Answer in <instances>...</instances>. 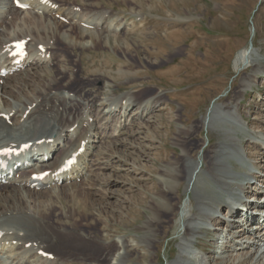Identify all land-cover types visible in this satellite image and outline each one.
Masks as SVG:
<instances>
[{"label": "bare ground", "instance_id": "1", "mask_svg": "<svg viewBox=\"0 0 264 264\" xmlns=\"http://www.w3.org/2000/svg\"><path fill=\"white\" fill-rule=\"evenodd\" d=\"M13 1L0 0V69L4 64L9 68L10 61L6 56L12 51L14 42L26 41L25 51L28 57L25 69L10 76L0 77V148L28 144L29 155L33 159L42 158L44 152L48 150L52 152V157L46 164L35 163L32 170L18 172L16 179L0 185V233L2 234L0 264H77L74 262L78 259L76 250L71 249L69 252L58 250L64 236L60 235L58 226L63 225V220H72L69 224L70 229H63L71 235L70 238L78 239L80 236L76 228L78 220H74L72 215L79 212V209L84 212L88 207L87 204L91 205L92 201L98 205L99 214L104 209H108L109 203L104 200L102 193V195L93 194V199H90L86 195L83 196L84 193L80 192L79 187L81 185L87 188L111 187L119 184L114 178L101 177V180H94L93 177L97 170L110 171L111 174L130 170L125 164L126 159L119 157L118 148H122V153L130 156L134 155L136 150H140L139 143L136 145L134 138L132 141H129L130 137L122 140L119 138L122 137V132L130 130L135 124L148 125L161 105V97L158 93H153L146 99L138 100L134 93L116 95L115 92H111L106 97L99 96L98 89L88 83L87 86H90L91 90L81 89V92H77L74 91L73 82L61 86L55 77L41 81L42 84L37 86L42 73L53 72L54 66L58 64L61 70L62 64L65 67L71 65L67 57V49L94 53L101 48L109 47L111 41L117 43L122 35L137 30L128 28L120 15L99 10L87 0H81L82 4L77 3L78 5L68 0H47L45 4H43L44 0H19L20 3L29 5L27 10L16 9ZM249 51L250 49L240 50L235 55L234 68H240V65L249 58L252 53ZM82 57L81 54L80 58ZM76 74L74 72L72 75L77 77ZM259 74L264 75V69L255 64L250 76L240 83L241 92L234 98L235 106L240 104L241 95L252 88V79ZM237 117L244 120L239 112ZM258 130L262 131L264 128L258 127L256 131ZM188 131L194 132V129L190 127ZM256 131L254 130L252 134ZM178 132L182 136L185 128L179 127ZM97 133H99L98 138ZM106 144L110 145V148L103 147ZM174 144H182L179 137L175 139ZM241 146H246L247 151L248 148L253 150L246 154V158L253 164L251 168L240 166L238 172L230 160L241 157L238 150ZM241 146L227 134L222 142L212 146L211 153L208 152L202 161L196 160L190 165L184 163L181 170L178 167L173 168L175 175L182 176L186 182L184 194H192L196 202L195 213L184 223L185 233L182 239L192 243L200 234L212 235L213 243L218 239L220 246L223 247L220 252L216 250L206 253L202 261L199 260L201 264L202 262L229 264L233 256L236 260L240 258L241 264L247 260H251L250 262L255 260L253 264H258L261 261L260 257L264 255V216L258 217L264 210L262 203L264 188H258V182L264 185V147L255 142ZM82 148L84 151L78 155L77 162L70 172L69 181L54 184L48 191H43L44 193H35V190L27 187V180L31 174L49 170L53 172L61 168L66 159ZM61 150H64V155L55 156V153ZM188 157V151L183 150L181 159L185 162ZM170 174L172 175L173 172L161 171L162 190L157 193L159 200L152 199L149 207L153 215L147 217L139 227L144 232L142 239L144 244H150V240L157 235L155 228L159 223H164L160 219L172 212L171 198L179 184H168L165 178L171 176ZM59 175L64 177V173ZM65 185H68L66 189ZM260 194L263 196H259ZM42 196L45 197L44 204L45 202L47 204L44 206L47 209L57 207V203L63 199L71 202L70 207L73 209L60 212L59 219L55 220L54 210L46 209V211L42 208V212H39L37 209L42 207L40 204L33 207L29 203ZM231 201L236 202L237 207L230 209ZM119 207L114 205L110 211H116ZM242 208L246 210L243 211ZM203 223L208 224L210 228H201ZM254 233H257L256 236ZM250 237L259 239L252 245H249V241L245 244L241 243L242 240H250ZM65 242L67 243V240ZM127 243L124 238H120L115 242L117 252L112 258L103 253L94 262L126 263L129 259ZM243 250L248 252L245 254L239 252ZM259 251L261 253L256 258ZM42 253L52 258L44 257ZM180 259L188 260V257L181 252L178 255V260Z\"/></svg>", "mask_w": 264, "mask_h": 264}, {"label": "rangeland", "instance_id": "2", "mask_svg": "<svg viewBox=\"0 0 264 264\" xmlns=\"http://www.w3.org/2000/svg\"><path fill=\"white\" fill-rule=\"evenodd\" d=\"M68 1L82 4L81 0ZM87 1L99 10L120 15L128 28L137 31L122 35L117 43L111 41L112 46L94 53L67 49L71 65L65 67L62 64L61 70L58 64L54 66L53 72L42 73L37 86L42 84L41 81L55 77L61 86L73 82L74 91L77 92H81V89L91 90L87 83L91 84L98 89L99 96L105 97L111 92L116 95L134 93L141 100L158 93L161 105L148 125L135 124L130 130L122 132V137L119 138L122 140L130 137L129 141L135 139L136 145L139 143L140 150L135 151V156L123 154V149L118 148L119 157L126 159V166L132 170L124 173L119 171L112 173L113 175L110 171L97 170L93 177L94 180L114 178L119 184L111 187H79L83 196L90 199H93V194H103L104 200L109 203L108 209L99 214L98 205L90 200L93 203L87 204L84 212L79 209V212L72 215L74 220H78V239L70 238L71 235L64 230L70 229L72 220H63L64 226H58V231L65 237L62 236L64 239L62 238L58 250H76L78 259L74 262L77 264H100L94 261L103 253L112 258L117 252L115 242L124 238L129 250V259L124 264H201L206 253L217 250L219 240L215 239L213 243L214 237L206 234H200L192 243L182 239L185 233L184 223L195 213L196 202L192 194H184L186 182L182 176L175 175L173 168L180 169L184 163L190 165L196 160L202 161L227 134L239 146L255 142L264 147V130L256 131L258 127L264 128V75L259 74L252 79V88L241 95L238 106L234 102L236 95L241 92V81L250 76L253 66L257 64L264 69V0ZM249 49L252 52L249 58L240 68H234L235 55L240 50ZM74 72L77 77L72 75ZM237 111L244 120L237 117ZM209 121L211 125L208 124ZM179 127L185 128L182 136L178 132ZM190 127L194 132L189 133ZM254 130L256 132L252 134ZM96 137H99V133ZM178 137L181 145L174 144ZM103 147L108 149L110 145ZM248 149L249 151L246 146L239 147L241 157L230 160L238 172L240 166L251 168L253 164L246 158L247 153L253 152ZM183 150L189 153L185 162L181 159ZM63 151L55 153V156L62 157ZM162 170L173 172L165 179L168 184L178 183L179 186L171 198V214L160 219L164 223H159L155 228L157 235L148 245L142 241L144 232L139 227L147 217L153 215L149 206L152 199L159 200L157 193L162 190ZM66 187L68 185H65V189ZM105 190L110 194L107 192V195ZM39 192L43 191H35ZM33 201H29L31 206H42L37 209L39 212L47 209L44 206L47 204H44L45 197ZM70 205L71 202L63 199L57 203V207L47 210H54L55 220H58L60 212L73 209ZM114 205L122 208L110 211ZM245 242L248 241L245 239L241 243ZM181 252L188 260H178ZM239 252L245 254L248 250ZM260 253L261 251L255 257L258 258ZM233 257L229 264H241L240 258L236 260ZM260 258L258 264H263L264 255ZM250 261L243 264L255 263V260Z\"/></svg>", "mask_w": 264, "mask_h": 264}, {"label": "snow or ice", "instance_id": "3", "mask_svg": "<svg viewBox=\"0 0 264 264\" xmlns=\"http://www.w3.org/2000/svg\"><path fill=\"white\" fill-rule=\"evenodd\" d=\"M18 2H19V0H18Z\"/></svg>", "mask_w": 264, "mask_h": 264}]
</instances>
